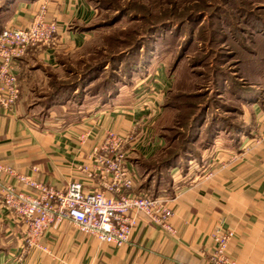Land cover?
<instances>
[{
  "label": "crops",
  "instance_id": "obj_1",
  "mask_svg": "<svg viewBox=\"0 0 264 264\" xmlns=\"http://www.w3.org/2000/svg\"><path fill=\"white\" fill-rule=\"evenodd\" d=\"M41 3L47 5L48 19L57 24V42L54 47L30 49L19 63V99L11 112L0 108V163L63 191L71 182L84 181L79 168L91 166V150L107 132L131 137L125 146L129 167L136 170L141 162L155 158L164 147L154 127L170 84L166 69L157 70L153 98H143L148 90L136 82L128 105L114 104L76 121L37 118L34 94L41 92L48 71L56 69L63 56L91 38L93 17L88 0H15L3 27L29 25ZM259 91L260 99L243 107L247 132L236 146L217 138L186 175L171 173L174 236L138 218L129 243L115 248L64 223L43 234L46 252H24L25 225L0 205V264H211V235L218 226L233 232L227 253L236 264H264V79ZM85 133L89 138L80 144L79 136ZM213 155L217 161L208 167ZM232 155L238 160L229 162ZM206 169L212 172L207 179Z\"/></svg>",
  "mask_w": 264,
  "mask_h": 264
},
{
  "label": "rangeland",
  "instance_id": "obj_2",
  "mask_svg": "<svg viewBox=\"0 0 264 264\" xmlns=\"http://www.w3.org/2000/svg\"><path fill=\"white\" fill-rule=\"evenodd\" d=\"M88 1L91 38L63 56L34 94L41 122L49 116L76 121L114 104L128 105L136 82L148 90L141 98H153L161 68L171 75L154 127L167 146L164 157L178 152L191 159L188 166L195 165L212 150L206 146L211 124L224 129V136L241 124L242 105L224 91V82L237 90L243 81L236 61L247 60L249 53L264 58V0ZM147 59L151 64L142 69ZM116 92L123 97L115 103L110 100ZM204 107V123L191 129ZM153 163L146 167L154 170Z\"/></svg>",
  "mask_w": 264,
  "mask_h": 264
},
{
  "label": "built area",
  "instance_id": "obj_3",
  "mask_svg": "<svg viewBox=\"0 0 264 264\" xmlns=\"http://www.w3.org/2000/svg\"><path fill=\"white\" fill-rule=\"evenodd\" d=\"M47 13L46 3H41L29 25L0 31V108L5 112H11L19 99L17 71L22 58L32 48L54 47L57 42V24L48 19ZM88 138V133L80 135V144ZM130 140V136L107 132L104 140L91 150V166L79 168L85 175L84 181L71 182L63 191L0 163V205L11 218L25 225L24 252H46L41 244L43 234L64 223L115 248L129 243L138 218L171 236L176 234L170 222L169 198H152L138 190L139 175L127 163L125 146ZM236 160L232 155L229 162ZM216 161V156H212L207 166ZM207 170L205 179L212 176ZM92 184L93 187L86 188ZM232 237L231 230L215 228L211 235L214 248L208 257L211 264H236L227 253Z\"/></svg>",
  "mask_w": 264,
  "mask_h": 264
},
{
  "label": "trees",
  "instance_id": "obj_4",
  "mask_svg": "<svg viewBox=\"0 0 264 264\" xmlns=\"http://www.w3.org/2000/svg\"><path fill=\"white\" fill-rule=\"evenodd\" d=\"M15 0H0V31L4 28L3 22L9 17V12L11 6L14 4ZM94 27L90 25V30H93ZM256 31H258L256 29ZM259 32V31H258ZM262 32V30L260 31ZM240 49H243V44H239ZM246 47V46H244ZM155 47L153 52L155 51ZM249 58L245 61L237 60L236 63L239 65V79L243 81L240 87L234 89V87L227 86V81L224 82V91L233 92L235 101L244 106L247 104L256 102L260 99L261 92L259 91V87L261 85L262 80L264 79V58L258 56V54L249 53ZM145 61V60H143ZM151 64V59H147L145 63H143L142 69H145L144 65ZM139 69V68H138ZM132 73L134 71H131ZM130 73V75L132 74ZM147 73V70H145ZM170 73V72H169ZM244 85V86H243ZM118 92L113 95L110 101H115L117 98ZM104 104V103H103ZM107 104V105H111ZM164 105V104H163ZM207 108L204 107L202 109V115H198L195 120L192 122V127L194 123H204L205 121V112ZM241 115L243 116V110L241 111ZM236 130V133H235ZM208 139L206 146H212L214 140L216 138L222 137L224 139L229 140L233 146H236L239 142V138L241 134H246L247 127L242 122L239 126H236L233 129L232 133L227 136L221 135V131L225 132L224 129H215V125L211 124L208 130ZM167 146L164 147L161 152L153 159L149 161H143L138 166L137 173L139 175V185L138 190L144 192L148 196L152 198L162 197V198H170L173 195V178L171 173L174 169H179L180 174L186 175L188 172V163L191 159L184 158L180 153H170V156H163L166 154ZM195 159V158H194ZM201 155L196 159L198 163L201 161ZM156 163L153 167L154 170L148 169L147 164ZM153 163V164H154Z\"/></svg>",
  "mask_w": 264,
  "mask_h": 264
}]
</instances>
